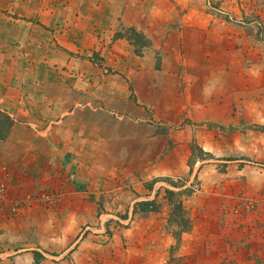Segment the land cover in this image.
<instances>
[{"label": "rangeland", "instance_id": "374dc122", "mask_svg": "<svg viewBox=\"0 0 264 264\" xmlns=\"http://www.w3.org/2000/svg\"><path fill=\"white\" fill-rule=\"evenodd\" d=\"M0 182V264H256L264 0H0Z\"/></svg>", "mask_w": 264, "mask_h": 264}, {"label": "trees", "instance_id": "16d2710c", "mask_svg": "<svg viewBox=\"0 0 264 264\" xmlns=\"http://www.w3.org/2000/svg\"><path fill=\"white\" fill-rule=\"evenodd\" d=\"M190 192L188 188L181 189L180 191H171L169 189L165 190L166 195V201L170 207V219L169 223H175L177 225V229L174 230L173 235L176 237L177 241L180 240L181 234L190 228V222L188 217L186 216V213L184 211V207L182 205V200L180 199L183 196H187V194ZM175 196H179L178 200L173 201L172 198ZM135 206L138 210H151L154 209V202L152 200H148L145 202H139L135 203ZM35 257H38L40 254L35 251L34 252Z\"/></svg>", "mask_w": 264, "mask_h": 264}, {"label": "crops", "instance_id": "0c3cea01", "mask_svg": "<svg viewBox=\"0 0 264 264\" xmlns=\"http://www.w3.org/2000/svg\"><path fill=\"white\" fill-rule=\"evenodd\" d=\"M51 156V158H54V155L53 154H51L50 155ZM20 175V178H21V176H22V179H26V177H25V175H23V174H19ZM19 181H21V180H19ZM263 228H264V226H263ZM261 234L263 235V232H259L257 235H259L260 237H262L261 236ZM262 239H263V241H264V237H262ZM260 250H261V248H260ZM263 254H264V252H262V250L257 254V255H255V256H251V257H254L255 259H256V264H263V261H262V259H261V257L263 256ZM251 257H249L248 258V260L250 261V262H253L255 259L253 258V260H252V258Z\"/></svg>", "mask_w": 264, "mask_h": 264}, {"label": "built area", "instance_id": "2783aa9c", "mask_svg": "<svg viewBox=\"0 0 264 264\" xmlns=\"http://www.w3.org/2000/svg\"><path fill=\"white\" fill-rule=\"evenodd\" d=\"M2 190V184L0 182V191ZM3 205L0 203V229L2 228V221H4V217L2 216Z\"/></svg>", "mask_w": 264, "mask_h": 264}]
</instances>
